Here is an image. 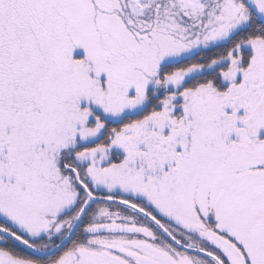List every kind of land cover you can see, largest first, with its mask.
<instances>
[{
  "label": "snow or ice",
  "instance_id": "obj_1",
  "mask_svg": "<svg viewBox=\"0 0 264 264\" xmlns=\"http://www.w3.org/2000/svg\"><path fill=\"white\" fill-rule=\"evenodd\" d=\"M0 264H264V0H0Z\"/></svg>",
  "mask_w": 264,
  "mask_h": 264
}]
</instances>
